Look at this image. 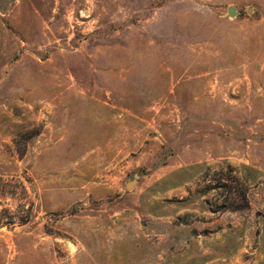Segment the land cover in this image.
<instances>
[{
  "label": "rangeland",
  "instance_id": "374dc122",
  "mask_svg": "<svg viewBox=\"0 0 264 264\" xmlns=\"http://www.w3.org/2000/svg\"><path fill=\"white\" fill-rule=\"evenodd\" d=\"M0 264H264V0H0Z\"/></svg>",
  "mask_w": 264,
  "mask_h": 264
},
{
  "label": "trees",
  "instance_id": "16d2710c",
  "mask_svg": "<svg viewBox=\"0 0 264 264\" xmlns=\"http://www.w3.org/2000/svg\"><path fill=\"white\" fill-rule=\"evenodd\" d=\"M243 199L244 201L246 202L245 205L247 206L248 205V200H247V197H246V194H243ZM240 206V205H239ZM242 206V205H241ZM237 207V208H243V207Z\"/></svg>",
  "mask_w": 264,
  "mask_h": 264
},
{
  "label": "water",
  "instance_id": "95a60500",
  "mask_svg": "<svg viewBox=\"0 0 264 264\" xmlns=\"http://www.w3.org/2000/svg\"><path fill=\"white\" fill-rule=\"evenodd\" d=\"M234 12V10L233 9H230V13H233Z\"/></svg>",
  "mask_w": 264,
  "mask_h": 264
}]
</instances>
